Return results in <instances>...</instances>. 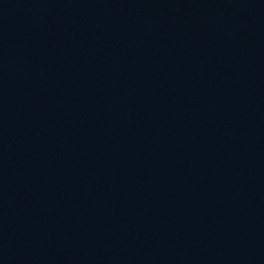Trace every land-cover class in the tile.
<instances>
[{"label":"water","instance_id":"1","mask_svg":"<svg viewBox=\"0 0 264 264\" xmlns=\"http://www.w3.org/2000/svg\"><path fill=\"white\" fill-rule=\"evenodd\" d=\"M0 264H264V0H0Z\"/></svg>","mask_w":264,"mask_h":264}]
</instances>
